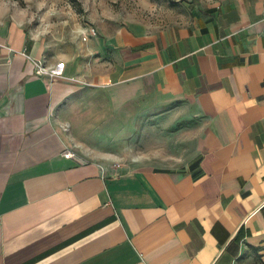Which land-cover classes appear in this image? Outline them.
<instances>
[{"label":"crops","instance_id":"obj_1","mask_svg":"<svg viewBox=\"0 0 264 264\" xmlns=\"http://www.w3.org/2000/svg\"><path fill=\"white\" fill-rule=\"evenodd\" d=\"M153 27L95 42L116 61L101 119L155 121L102 149L93 125L70 138L56 118L80 65H47V43L0 13V264H264V0L186 4Z\"/></svg>","mask_w":264,"mask_h":264},{"label":"rangeland","instance_id":"obj_2","mask_svg":"<svg viewBox=\"0 0 264 264\" xmlns=\"http://www.w3.org/2000/svg\"><path fill=\"white\" fill-rule=\"evenodd\" d=\"M207 1L0 0V13L15 17L33 36L42 38L47 43V65H66L68 74H73L74 66L80 65L81 91L66 100L57 110L56 118L61 119L63 129L70 138L73 137L74 122L84 120L93 125L90 134H95L96 140L92 138L88 144L98 143L103 149L106 144L105 134L120 131L122 125L128 126L134 133L142 134L143 129L155 121L152 113L139 115L135 106L122 109L124 123L121 112L113 115L111 125L101 119L107 108L109 95L105 93L106 85L100 82L99 76L107 71H114L116 61L114 57H108L104 53H94L95 42L100 39L102 43H106L111 36L121 35L131 27H139L141 30L144 27L145 32L152 33L153 26L168 21V13L183 14L186 4L201 5ZM83 30H95L96 35H89L85 40L81 33ZM108 52L111 53V49ZM95 78L97 83L94 82ZM117 88L120 92L119 86ZM77 149L91 155L88 147L78 146Z\"/></svg>","mask_w":264,"mask_h":264},{"label":"built area","instance_id":"obj_3","mask_svg":"<svg viewBox=\"0 0 264 264\" xmlns=\"http://www.w3.org/2000/svg\"><path fill=\"white\" fill-rule=\"evenodd\" d=\"M82 35L84 36V39L87 40L89 35H96V31L95 30H83ZM34 65L36 67V74L39 76H43V75H50L52 77H54L55 75L52 74L49 69H47V67L44 65V63H42L41 61H36L34 60ZM64 156L68 159H74L76 161H78L80 164H88L89 161L88 159L82 157L77 151L75 150H68L67 152H65ZM119 166V165H118Z\"/></svg>","mask_w":264,"mask_h":264},{"label":"trees","instance_id":"obj_4","mask_svg":"<svg viewBox=\"0 0 264 264\" xmlns=\"http://www.w3.org/2000/svg\"><path fill=\"white\" fill-rule=\"evenodd\" d=\"M241 234H243V230H241V232H240V235L239 236H241ZM238 236V240H241V238Z\"/></svg>","mask_w":264,"mask_h":264}]
</instances>
